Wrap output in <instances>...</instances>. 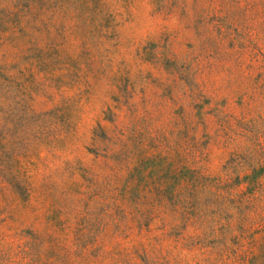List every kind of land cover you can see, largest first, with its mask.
I'll use <instances>...</instances> for the list:
<instances>
[{
  "label": "rangeland",
  "instance_id": "1",
  "mask_svg": "<svg viewBox=\"0 0 264 264\" xmlns=\"http://www.w3.org/2000/svg\"><path fill=\"white\" fill-rule=\"evenodd\" d=\"M0 264H264V0H0Z\"/></svg>",
  "mask_w": 264,
  "mask_h": 264
}]
</instances>
